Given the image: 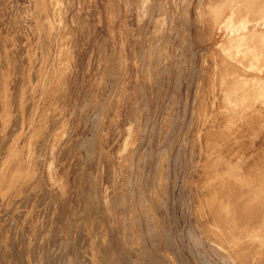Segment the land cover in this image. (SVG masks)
<instances>
[{
  "label": "rangeland",
  "instance_id": "obj_1",
  "mask_svg": "<svg viewBox=\"0 0 264 264\" xmlns=\"http://www.w3.org/2000/svg\"><path fill=\"white\" fill-rule=\"evenodd\" d=\"M31 1L0 0V77L6 49L11 96L18 64L24 63L16 36L25 31L24 12L31 10ZM194 1L52 0L61 7L59 25L52 28L67 32L74 61L62 100L67 137L48 158L57 185L46 180L47 191L41 189V214L48 225L36 249L43 264H59V251L69 264H218L209 250L181 242L187 224L179 191L188 168L183 151L170 143L190 119L193 54L204 53L185 30L187 16L194 17V10L186 12ZM47 4V9L38 4L33 9L42 12V28L43 17L51 16ZM164 35L157 56L148 46ZM224 38L218 35L216 42ZM205 59L204 66L210 64ZM28 111L25 107V116ZM97 114L101 131L87 157L77 141L94 134ZM128 131L142 141L129 168L120 151ZM164 177L168 189L161 186Z\"/></svg>",
  "mask_w": 264,
  "mask_h": 264
},
{
  "label": "bare ground",
  "instance_id": "obj_2",
  "mask_svg": "<svg viewBox=\"0 0 264 264\" xmlns=\"http://www.w3.org/2000/svg\"><path fill=\"white\" fill-rule=\"evenodd\" d=\"M46 1L32 0L31 10L24 12L25 31L16 36L24 63L18 64L14 77V96L8 53L3 51L0 264H43L36 249L48 225L41 214V189L46 180L57 185L48 158L67 137L62 100L74 56L64 28H52L61 19L60 3L49 0L51 16L43 17L42 28V12L33 9L37 4L47 9ZM191 9L194 17L190 21L187 16L185 30L204 46V53L193 54L197 64L190 84L194 87L190 119L170 140L172 149L183 151L188 168L179 191L187 224L181 242L209 250L218 264H264V0H196L187 14ZM218 35L225 38L216 42ZM163 39L165 35L149 43L157 56ZM204 58L210 64L204 66ZM137 92L148 113L145 90L139 87ZM99 119L100 114L94 116L91 138L77 141L87 157L97 144ZM126 136L120 151L129 168L142 141L130 131ZM161 186L168 189L167 177ZM61 253L57 252L58 263L69 264Z\"/></svg>",
  "mask_w": 264,
  "mask_h": 264
}]
</instances>
